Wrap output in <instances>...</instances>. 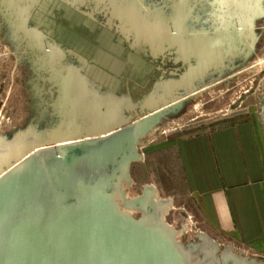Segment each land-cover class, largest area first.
Segmentation results:
<instances>
[{
  "label": "water",
  "instance_id": "1",
  "mask_svg": "<svg viewBox=\"0 0 264 264\" xmlns=\"http://www.w3.org/2000/svg\"><path fill=\"white\" fill-rule=\"evenodd\" d=\"M49 1L54 9L64 11L68 24L64 32L81 51L93 48L101 53L97 65L110 59L103 49L119 55L124 47L112 44L114 34L98 25L96 14L109 16L106 25L115 27L127 41L143 40L130 44L138 52L137 46L150 45L151 34L160 27L141 13L137 0L133 6H128V0ZM180 2L175 6L179 18L185 15L184 0ZM261 3L256 0L260 12ZM34 5L14 9L22 20L18 29L36 62L57 74L66 53L41 30L29 28L25 17ZM81 28L92 33L99 29L100 46L79 37L75 30ZM109 36L113 39L108 41ZM162 49L151 47V52L162 53ZM178 52L176 62L188 64L195 58L197 67L190 66L178 79H161L136 101L130 92L120 95L114 82L105 84L116 69L108 73L99 66L97 84L89 95L81 67L80 84L75 87L73 82L78 101L66 99L59 105L54 100L49 108L53 123L42 127L40 119H34L11 139L0 138V264H252L230 250L219 254L214 241H207L197 253L180 244V232L166 222L172 203L158 201L153 187L146 186L141 196L126 201L124 188L131 184L132 166L143 159L140 141L198 93L196 80L217 71L219 63L228 59L215 45L194 51L182 47ZM81 63L87 65L84 59ZM103 86L108 88L106 93Z\"/></svg>",
  "mask_w": 264,
  "mask_h": 264
},
{
  "label": "rangeland",
  "instance_id": "2",
  "mask_svg": "<svg viewBox=\"0 0 264 264\" xmlns=\"http://www.w3.org/2000/svg\"><path fill=\"white\" fill-rule=\"evenodd\" d=\"M137 1L142 10L157 16L169 15L174 5L182 0ZM190 1L193 12H199H194V15L201 16L204 0ZM260 8L261 12H256V20L259 19L257 28L262 38L261 41L256 38L258 48L254 54L244 60L230 59L222 73L215 71L208 74L201 87L198 86V93L168 113L140 141L139 153L143 159L132 166L131 184L124 188L126 201L137 199L149 185L158 188V201L172 200L173 206L166 222L180 232L178 242L184 247H191L197 253L207 241H214L219 254L230 250L253 264H264V246L239 244L230 240L232 237L214 240L202 228L193 202L175 168V160L170 154V140L251 122L257 126L264 142V0ZM16 33L13 22L0 14V138L8 139L24 131L34 119H40L42 127L55 121L49 112L52 89L45 80V70ZM236 62L241 67L237 72L233 70ZM238 72L239 75L234 77ZM228 73L233 78L221 83V76L225 74L226 77ZM133 98L138 99L136 95ZM122 207L125 208V204ZM132 214L139 217L137 212Z\"/></svg>",
  "mask_w": 264,
  "mask_h": 264
},
{
  "label": "flooded vegetation",
  "instance_id": "3",
  "mask_svg": "<svg viewBox=\"0 0 264 264\" xmlns=\"http://www.w3.org/2000/svg\"><path fill=\"white\" fill-rule=\"evenodd\" d=\"M134 1L136 0H128V3H130L128 6H133ZM32 4L35 5L30 8L31 15L26 16L27 18L25 17V20L29 21V28L41 30L42 36H46L52 41L54 40L58 45L62 46L66 53V58L62 65L58 67L57 74L52 75L50 71L44 69L45 80L52 89V104L57 101L61 105L64 100L71 101L74 98L78 101V93L73 91L80 84L78 71L81 67L84 68L82 73L88 81L89 95H93L94 89L92 86L97 84L96 69L99 66L100 70H105L108 73L110 70H117H115L116 73L114 74L110 73L111 78L116 79V81L111 79L108 82L106 79L105 84L108 87L113 85L114 82L119 87L120 95L130 92L132 98L136 95L138 97L137 100H140L161 79H178V76L183 75L190 66L197 67L195 58H191L188 64L176 62L179 58L178 51L180 48L184 47L186 50L194 51L206 48L209 45H215L218 51H222V55L228 54L226 62L230 59L239 61L254 54L258 48L256 38L258 37L259 41L262 38L260 33L258 34L259 28H257L259 19L256 20V12L259 10L256 0H204L202 3L203 14L201 16L198 14L194 15V12H199L197 10L193 12V4L190 0H184L185 15L180 18L175 14V6H180L181 2L174 5L169 15L152 16L141 9L143 15H148L151 21H155L154 23H158L160 27L157 28L155 24V31L151 34V38L149 37L148 41L151 44L143 48L137 46L139 52L135 51L131 45L138 41L142 43L143 40L137 39L134 41V39H131L130 42L127 41V38L125 39L123 35L118 33L115 27L110 29L106 25L109 16L96 14L98 25L101 28H107L114 34V39L109 36L107 40L113 39L112 44H122L124 47V52L119 55L103 49L104 55L110 59L109 61L103 59V65H97L96 56L101 53H98L97 49L93 51V48H90L88 52L86 50L81 51L78 43L74 42L75 40L64 32V28L68 26L63 19L64 11L58 10V8L54 9V4L49 0H0V14L13 22L17 32L16 35L23 40L25 38V34L18 29V22L22 20L19 19V15L15 14L14 9L28 10V6L30 7ZM87 11L90 12V10ZM180 27H182L183 31L179 30ZM75 31L79 37L90 42L91 46H100L97 43V40L102 35L99 29H96L94 33L87 28L76 29ZM162 38L164 40H161ZM66 44H72L73 48L67 47ZM159 46L164 48L162 53L157 52L155 54V52H151V47L156 49ZM116 52L118 53V51ZM81 59L87 61L86 66L81 63ZM226 62L224 64L219 63L217 73H222L221 71L226 69ZM114 65L115 67H113ZM239 65L236 62L233 68L235 72L240 70L241 67ZM118 69H120V73ZM231 73L226 74V77L223 74L221 83L232 79L233 77L229 76ZM239 73L234 77H237ZM205 77L201 80H196L194 85H197V87L200 85L201 87ZM73 82H75L76 86L73 85ZM107 91L108 88L103 86L102 92L106 93ZM220 257L221 255H218V258ZM239 258L250 262L245 258Z\"/></svg>",
  "mask_w": 264,
  "mask_h": 264
},
{
  "label": "crops",
  "instance_id": "4",
  "mask_svg": "<svg viewBox=\"0 0 264 264\" xmlns=\"http://www.w3.org/2000/svg\"><path fill=\"white\" fill-rule=\"evenodd\" d=\"M261 135L256 125L240 122L170 140V154L181 183L202 228L214 240L232 237L230 240L239 244L264 246ZM151 187L158 197V188ZM168 201L173 206V201Z\"/></svg>",
  "mask_w": 264,
  "mask_h": 264
}]
</instances>
